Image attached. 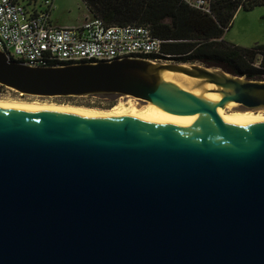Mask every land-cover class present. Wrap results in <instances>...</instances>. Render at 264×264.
<instances>
[{
    "label": "water",
    "instance_id": "water-1",
    "mask_svg": "<svg viewBox=\"0 0 264 264\" xmlns=\"http://www.w3.org/2000/svg\"><path fill=\"white\" fill-rule=\"evenodd\" d=\"M169 72L218 102L163 79ZM0 86L129 96L200 119L230 103L264 109V80L135 56L29 66L0 50ZM0 264H264V122L0 106Z\"/></svg>",
    "mask_w": 264,
    "mask_h": 264
},
{
    "label": "trees",
    "instance_id": "trees-1",
    "mask_svg": "<svg viewBox=\"0 0 264 264\" xmlns=\"http://www.w3.org/2000/svg\"><path fill=\"white\" fill-rule=\"evenodd\" d=\"M82 1L90 16L109 26L135 24L148 27L151 35L162 41L163 52L176 63H198L232 75L264 80V44L246 48L224 38L239 9L264 6V0H222L216 2L208 13L191 8L181 0ZM59 98L82 100L90 97ZM106 102L113 104L112 100Z\"/></svg>",
    "mask_w": 264,
    "mask_h": 264
},
{
    "label": "built area",
    "instance_id": "built-area-1",
    "mask_svg": "<svg viewBox=\"0 0 264 264\" xmlns=\"http://www.w3.org/2000/svg\"><path fill=\"white\" fill-rule=\"evenodd\" d=\"M181 1L208 13L222 0ZM36 2L28 0L27 4H21L19 0H0V50L11 60L38 66L48 65L45 61L64 64L125 56L162 62L170 59L162 50V41L153 37L148 27L109 26L92 16L81 24L57 26L50 20L54 0H42L37 8Z\"/></svg>",
    "mask_w": 264,
    "mask_h": 264
},
{
    "label": "bare ground",
    "instance_id": "bare-ground-1",
    "mask_svg": "<svg viewBox=\"0 0 264 264\" xmlns=\"http://www.w3.org/2000/svg\"><path fill=\"white\" fill-rule=\"evenodd\" d=\"M163 79L172 82L180 88L189 91V93L203 98L209 107L217 103L219 95L215 93H208L203 90L202 87H194L196 79L190 78L183 74L169 72L163 75ZM208 87V86H207ZM127 100L126 105L116 104L108 110H100L90 108L86 106H79L65 103H41V102H27V101H6L0 100V106H15V107H33V108H46L57 109L66 111L83 112L90 114L125 117L128 115H164L167 119L172 121L184 122L186 125H200V126H219V125H241L247 123L264 122V114L254 111H234L235 105L230 103L226 108H219L213 113L205 115L204 119H200L198 111L191 109H183L178 112L170 113L161 110L160 108L149 104L144 101H140L133 97H125ZM125 103V102H124ZM227 109V110H226Z\"/></svg>",
    "mask_w": 264,
    "mask_h": 264
},
{
    "label": "rangeland",
    "instance_id": "rangeland-1",
    "mask_svg": "<svg viewBox=\"0 0 264 264\" xmlns=\"http://www.w3.org/2000/svg\"><path fill=\"white\" fill-rule=\"evenodd\" d=\"M22 4H27L28 0H19ZM42 5V0H37L35 6ZM55 11L54 15H58L64 25L73 26L81 24L85 21V18L90 17V13L86 8V5L82 0H55L54 3ZM224 38L226 41L240 45L242 47H252L256 44L264 43V6H257L251 10L239 9L233 19L232 25L225 32ZM167 63H176L174 60L169 59ZM179 64H189V63H179ZM198 64V63H195ZM200 65V64H199ZM254 80V79H253ZM0 100L6 101H35L41 103H65L73 104L79 106H86L90 108L108 110L116 104L126 105V98L119 97L113 101V104H108L107 99L99 97H90L86 99H74L67 100L59 97H37V96H26L21 95L14 90L6 87H0ZM125 102V103H124ZM227 110V109H226ZM254 112H260L264 114V109Z\"/></svg>",
    "mask_w": 264,
    "mask_h": 264
},
{
    "label": "crops",
    "instance_id": "crops-1",
    "mask_svg": "<svg viewBox=\"0 0 264 264\" xmlns=\"http://www.w3.org/2000/svg\"><path fill=\"white\" fill-rule=\"evenodd\" d=\"M55 3V0H54ZM29 6V5H28ZM55 6H53L52 10L50 11V20L53 24L57 25V26H68V25H64L62 19L56 14L54 15V10ZM264 44V43H263Z\"/></svg>",
    "mask_w": 264,
    "mask_h": 264
}]
</instances>
